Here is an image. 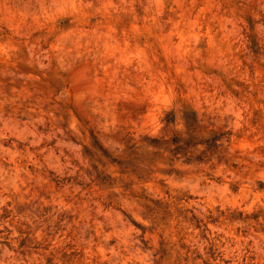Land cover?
<instances>
[{
	"label": "rangeland",
	"instance_id": "rangeland-1",
	"mask_svg": "<svg viewBox=\"0 0 264 264\" xmlns=\"http://www.w3.org/2000/svg\"><path fill=\"white\" fill-rule=\"evenodd\" d=\"M0 264H264V0H0Z\"/></svg>",
	"mask_w": 264,
	"mask_h": 264
}]
</instances>
